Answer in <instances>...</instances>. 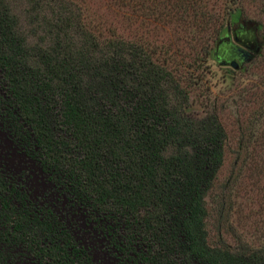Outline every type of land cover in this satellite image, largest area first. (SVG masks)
<instances>
[{
  "label": "trees",
  "instance_id": "obj_1",
  "mask_svg": "<svg viewBox=\"0 0 264 264\" xmlns=\"http://www.w3.org/2000/svg\"><path fill=\"white\" fill-rule=\"evenodd\" d=\"M20 1L0 0V264H264V246L208 242L227 132L215 105L190 110L243 0H142L155 34L197 21L191 53L93 23L77 0Z\"/></svg>",
  "mask_w": 264,
  "mask_h": 264
},
{
  "label": "rangeland",
  "instance_id": "obj_2",
  "mask_svg": "<svg viewBox=\"0 0 264 264\" xmlns=\"http://www.w3.org/2000/svg\"><path fill=\"white\" fill-rule=\"evenodd\" d=\"M204 1H207L209 12H222L224 0ZM116 2L77 0L93 23L116 28L129 38L146 36L155 44L185 45L184 51L192 52L190 46L196 44L199 35L197 27H194L197 21L189 18L181 24L173 20L168 25H162L155 34L151 28L159 22L155 18L156 13L147 21L143 16L138 17L140 7L144 5L142 0H131L125 7ZM10 4L18 12L24 8L20 0H10ZM237 10L241 12L237 23L244 24L248 31L253 32L260 48L259 34L262 32H257V28L260 22L264 26V0H243ZM222 41L217 52L224 54L226 48ZM210 62L216 76L205 77L207 82L194 91L190 103V110L195 114H203L206 106L209 109L215 105L227 132L223 162L205 198L208 242L231 248L264 246V83H261L258 74L261 69L255 68L259 57L243 61L240 65L242 72L236 71L229 79L222 74L228 68L233 69L232 66L226 65L227 69H221L219 64L222 60L219 63Z\"/></svg>",
  "mask_w": 264,
  "mask_h": 264
},
{
  "label": "flooded vegetation",
  "instance_id": "obj_3",
  "mask_svg": "<svg viewBox=\"0 0 264 264\" xmlns=\"http://www.w3.org/2000/svg\"><path fill=\"white\" fill-rule=\"evenodd\" d=\"M224 44L232 46V58L239 60V58L249 56V52H253L252 47L257 45L256 38L252 31H248L244 24H236L235 26H229L227 28L226 35L222 39ZM221 40V41H222ZM222 41V42H223ZM220 45V44H219ZM219 45L217 47H219ZM226 53V52H225ZM220 55V54H219ZM219 58L228 62L229 58L226 55L219 56ZM239 66L243 63L241 59L239 60Z\"/></svg>",
  "mask_w": 264,
  "mask_h": 264
},
{
  "label": "water",
  "instance_id": "obj_4",
  "mask_svg": "<svg viewBox=\"0 0 264 264\" xmlns=\"http://www.w3.org/2000/svg\"><path fill=\"white\" fill-rule=\"evenodd\" d=\"M252 49H253L252 50L253 52H249L250 53L249 56H247V57L245 56L243 58L240 57L239 60L241 59V61H249L259 51L258 45H255V47H252ZM226 53L228 55L229 60H228V62H225V60H223L221 62V64H228V65L232 66L233 69H237L239 67V63L240 62H239V60H236L235 58L234 59L232 58V56H233L232 46L227 45Z\"/></svg>",
  "mask_w": 264,
  "mask_h": 264
}]
</instances>
